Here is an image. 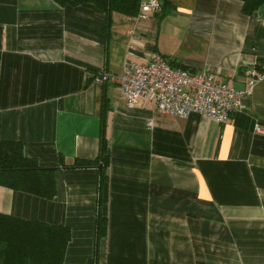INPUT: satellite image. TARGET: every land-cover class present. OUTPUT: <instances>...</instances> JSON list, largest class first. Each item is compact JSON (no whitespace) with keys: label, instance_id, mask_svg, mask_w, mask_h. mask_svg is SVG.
I'll use <instances>...</instances> for the list:
<instances>
[{"label":"crops","instance_id":"1","mask_svg":"<svg viewBox=\"0 0 264 264\" xmlns=\"http://www.w3.org/2000/svg\"><path fill=\"white\" fill-rule=\"evenodd\" d=\"M167 1L105 30L91 4L0 0V140L58 166L53 199L0 186V213L68 228L64 264H264V78L221 124L128 109L117 82L125 60L157 53L246 90L248 70L264 73V3L249 17L239 0ZM103 138L101 183L97 167L69 166L95 160Z\"/></svg>","mask_w":264,"mask_h":264},{"label":"trees","instance_id":"2","mask_svg":"<svg viewBox=\"0 0 264 264\" xmlns=\"http://www.w3.org/2000/svg\"><path fill=\"white\" fill-rule=\"evenodd\" d=\"M61 7L91 4L105 13V30L114 13L134 17L141 0H52ZM241 11L252 17L264 0H239ZM168 1L162 0V8ZM166 9V8H165ZM165 9L161 12L166 15ZM181 67V66H180ZM184 69H188L182 67ZM105 105L103 107L105 108ZM110 150L101 141L100 153L95 160H75L72 169L102 166L100 181L107 180L106 169ZM61 165L62 159L60 161ZM64 166V165H63ZM58 166L43 167L35 158L26 156L23 144L0 140V186L51 200L56 195L55 173ZM105 218L99 215L97 233L105 234ZM70 240V230L61 226L25 220L0 213V264H64V254ZM89 264H94L92 260Z\"/></svg>","mask_w":264,"mask_h":264},{"label":"built area","instance_id":"3","mask_svg":"<svg viewBox=\"0 0 264 264\" xmlns=\"http://www.w3.org/2000/svg\"><path fill=\"white\" fill-rule=\"evenodd\" d=\"M160 11V0H141L132 20L146 21ZM247 75L250 78L247 89L237 91L228 83L217 80L212 73H195L177 66L170 57L153 53L145 63L125 60L117 82L120 96L128 109L146 100L161 115L187 119L197 114L221 124L243 108L242 98L249 95L255 83L264 78V73L255 70H248ZM110 77L103 70L93 76V82L102 85ZM147 126L152 128L153 120H149ZM257 130L262 132L259 128Z\"/></svg>","mask_w":264,"mask_h":264},{"label":"water","instance_id":"4","mask_svg":"<svg viewBox=\"0 0 264 264\" xmlns=\"http://www.w3.org/2000/svg\"><path fill=\"white\" fill-rule=\"evenodd\" d=\"M253 16H254V17H257V13H254ZM97 170H98L99 172H101V171H102V166L99 165V166L97 167ZM95 264H96V261H95Z\"/></svg>","mask_w":264,"mask_h":264},{"label":"bare ground","instance_id":"5","mask_svg":"<svg viewBox=\"0 0 264 264\" xmlns=\"http://www.w3.org/2000/svg\"><path fill=\"white\" fill-rule=\"evenodd\" d=\"M196 115V114H195Z\"/></svg>","mask_w":264,"mask_h":264}]
</instances>
